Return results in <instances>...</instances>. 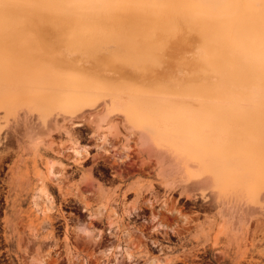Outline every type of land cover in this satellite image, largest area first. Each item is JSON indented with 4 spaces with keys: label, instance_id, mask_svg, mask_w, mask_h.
Listing matches in <instances>:
<instances>
[{
    "label": "bare ground",
    "instance_id": "1",
    "mask_svg": "<svg viewBox=\"0 0 264 264\" xmlns=\"http://www.w3.org/2000/svg\"><path fill=\"white\" fill-rule=\"evenodd\" d=\"M186 40L193 59L179 64L190 75L160 73ZM98 98L189 179L254 199L264 191V0H0V118Z\"/></svg>",
    "mask_w": 264,
    "mask_h": 264
},
{
    "label": "rangeland",
    "instance_id": "2",
    "mask_svg": "<svg viewBox=\"0 0 264 264\" xmlns=\"http://www.w3.org/2000/svg\"><path fill=\"white\" fill-rule=\"evenodd\" d=\"M182 47L160 73L190 75L179 57L194 46ZM103 100L0 118V264H264V191L189 179Z\"/></svg>",
    "mask_w": 264,
    "mask_h": 264
}]
</instances>
